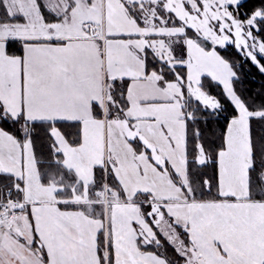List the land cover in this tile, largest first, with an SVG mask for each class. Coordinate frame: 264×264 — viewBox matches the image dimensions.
<instances>
[{
	"label": "snow or ice",
	"instance_id": "1",
	"mask_svg": "<svg viewBox=\"0 0 264 264\" xmlns=\"http://www.w3.org/2000/svg\"><path fill=\"white\" fill-rule=\"evenodd\" d=\"M0 264H264V0H0Z\"/></svg>",
	"mask_w": 264,
	"mask_h": 264
}]
</instances>
